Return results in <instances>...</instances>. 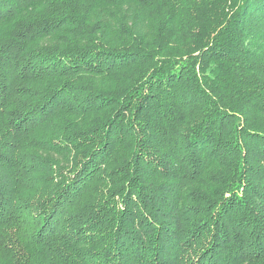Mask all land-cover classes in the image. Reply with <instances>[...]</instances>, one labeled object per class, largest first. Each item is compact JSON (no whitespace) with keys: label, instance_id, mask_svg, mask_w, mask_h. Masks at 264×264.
I'll return each instance as SVG.
<instances>
[{"label":"trees","instance_id":"16d2710c","mask_svg":"<svg viewBox=\"0 0 264 264\" xmlns=\"http://www.w3.org/2000/svg\"><path fill=\"white\" fill-rule=\"evenodd\" d=\"M0 264H264V0H0Z\"/></svg>","mask_w":264,"mask_h":264}]
</instances>
